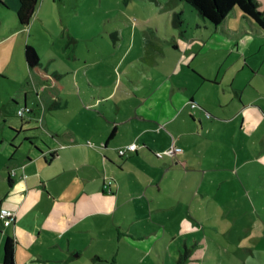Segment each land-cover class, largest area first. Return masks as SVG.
Masks as SVG:
<instances>
[{
    "label": "crops",
    "instance_id": "0c3cea01",
    "mask_svg": "<svg viewBox=\"0 0 264 264\" xmlns=\"http://www.w3.org/2000/svg\"><path fill=\"white\" fill-rule=\"evenodd\" d=\"M151 1L162 23L137 39L127 23L131 40L115 44L121 56L87 60L77 54L78 28L36 25L42 0L26 25L20 0H0V74L14 60L13 72L27 68L11 108L0 101V121L29 138L0 135V209L13 213L0 219V264L7 237L14 264H172L158 249L159 237L166 246L173 239L167 226L188 222L183 213L205 225L220 194L243 207L238 194L235 202L224 195L234 182L264 221V30L237 9L213 27L181 0ZM27 44L39 56L33 70ZM24 106L32 112L9 122ZM131 143L137 151L120 157ZM170 147L178 153L155 156ZM187 236L176 250L188 262L225 264L217 254H233L212 248L213 234ZM240 252L243 264H264L260 243Z\"/></svg>",
    "mask_w": 264,
    "mask_h": 264
},
{
    "label": "rangeland",
    "instance_id": "374dc122",
    "mask_svg": "<svg viewBox=\"0 0 264 264\" xmlns=\"http://www.w3.org/2000/svg\"><path fill=\"white\" fill-rule=\"evenodd\" d=\"M43 6L40 11L39 18L36 25L43 26V23L48 26H67L75 27L80 30V41H78L77 54L83 59L92 60L93 58L106 59L110 57L112 51L116 52L118 56L123 54V50H117L115 44L118 45L121 42L127 43L131 40L130 32L126 31L127 23L136 25V39L139 38V33L143 31L145 27H151L155 23L163 22V15L159 9V6L151 0H42ZM164 6H172V2L175 0H157ZM166 8L165 10H167ZM35 26L34 28H37ZM122 29V37H116V30ZM144 33V32H143ZM121 36V35H120ZM60 41V39H59ZM67 41V39H64ZM72 41V40H71ZM61 43L58 44L60 47ZM75 45L74 42L70 46ZM16 60L12 61L9 65L11 70L5 74H0V101L7 104V108H11L8 104H11L8 97L15 94L18 82H24L26 79L27 68L22 62V73L13 72L16 70ZM25 68V69H24ZM10 74V75H9ZM5 75V76H4ZM11 112V110H9ZM9 116V115H8ZM13 116V115H12ZM8 117L9 122L11 120H18V118ZM2 122L0 121V135L5 136L6 139H11V134H15L17 129L5 125V129L2 130ZM7 124V123H6ZM20 133L17 139H24V134ZM231 182L233 180H230ZM229 181V183H230ZM248 183L245 182V186ZM233 188L237 191L233 192ZM243 192V195L242 193ZM238 194L239 201L243 204L240 208H231L229 204H222L221 194L211 199L213 203L212 213L206 212L203 218H206V224L201 225L194 223L190 218L183 213L187 221H178L175 224H169L167 227L173 234V239L169 241L166 246L163 240L159 237L160 243L158 249L162 251L163 248H167L171 256L172 264H177L173 259L182 260L181 264H196L186 261L184 257H180L177 252V243L182 245L181 237L188 238V233L194 237L198 234L204 233L213 238L210 240V246L212 248H219L222 250L228 249L231 255L224 254L218 255L219 259H223L225 264H243L246 258L240 251L247 247H253L256 242L264 246V239H259V234L264 233V221L259 214L254 210L253 204L249 199V194L241 182L231 183V191L224 193L230 200H236ZM246 195V196H245ZM200 198L202 196L199 194ZM221 203V204H220ZM207 211V209H205ZM209 215L212 216V223H208ZM257 222L261 223L258 227ZM260 232V233H259ZM149 242H142V244L149 245L151 241L157 238L153 233L149 235ZM257 239L259 241H257ZM187 244V243H186ZM152 258L156 261H162L161 256L156 254L153 250ZM149 264H154L151 259L148 260ZM256 261L257 258H256ZM185 262V263H184Z\"/></svg>",
    "mask_w": 264,
    "mask_h": 264
},
{
    "label": "trees",
    "instance_id": "16d2710c",
    "mask_svg": "<svg viewBox=\"0 0 264 264\" xmlns=\"http://www.w3.org/2000/svg\"><path fill=\"white\" fill-rule=\"evenodd\" d=\"M190 9H193L205 22L213 27H217L225 19L227 14L234 9L239 10L246 18L253 22L257 27L264 30V11L259 10L256 0H181ZM38 0H20V6L16 13L18 22L21 25H26L32 18L36 9ZM25 62L30 70L39 67V56L35 48L31 45H25L24 49ZM29 109L28 113L23 116L29 115L32 110L26 106L20 109ZM19 110V109H18ZM17 112V111H16ZM22 128L17 129L15 132H22ZM27 131V130H26ZM122 157V156H120ZM3 261L2 264H14V242L11 238L7 237L3 245Z\"/></svg>",
    "mask_w": 264,
    "mask_h": 264
},
{
    "label": "built area",
    "instance_id": "2783aa9c",
    "mask_svg": "<svg viewBox=\"0 0 264 264\" xmlns=\"http://www.w3.org/2000/svg\"><path fill=\"white\" fill-rule=\"evenodd\" d=\"M29 112V109H19L17 110V115L18 116H22L24 115L25 113H28ZM138 149V146L135 144V143H131V144H128L126 146H123V147H120L117 149V154L119 156H127L133 152H136ZM178 153V150L175 149L174 147H170L169 149H167L166 151L162 152V153H157L155 154V156L157 158H162L164 155H167V156H174L175 154ZM13 217V213L10 212L9 210L7 209H0V219H8V218H12Z\"/></svg>",
    "mask_w": 264,
    "mask_h": 264
},
{
    "label": "flooded vegetation",
    "instance_id": "af4514ba",
    "mask_svg": "<svg viewBox=\"0 0 264 264\" xmlns=\"http://www.w3.org/2000/svg\"><path fill=\"white\" fill-rule=\"evenodd\" d=\"M19 131L18 132H15V136L16 137H18L20 135V132ZM24 139H29V138H27V134H24Z\"/></svg>",
    "mask_w": 264,
    "mask_h": 264
},
{
    "label": "water",
    "instance_id": "95a60500",
    "mask_svg": "<svg viewBox=\"0 0 264 264\" xmlns=\"http://www.w3.org/2000/svg\"><path fill=\"white\" fill-rule=\"evenodd\" d=\"M23 133H25V132H28V131H26V130H24V131H22ZM21 132V133H22ZM34 149L36 150V151H38V152H41V150L39 149V148H37V147H34ZM9 175V174H8Z\"/></svg>",
    "mask_w": 264,
    "mask_h": 264
}]
</instances>
